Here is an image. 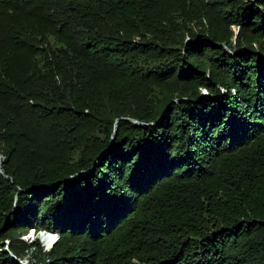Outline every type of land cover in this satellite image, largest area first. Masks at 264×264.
I'll list each match as a JSON object with an SVG mask.
<instances>
[{
	"label": "trees",
	"instance_id": "1",
	"mask_svg": "<svg viewBox=\"0 0 264 264\" xmlns=\"http://www.w3.org/2000/svg\"><path fill=\"white\" fill-rule=\"evenodd\" d=\"M51 228L47 249L19 238ZM18 259L264 264V0H0Z\"/></svg>",
	"mask_w": 264,
	"mask_h": 264
},
{
	"label": "rangeland",
	"instance_id": "2",
	"mask_svg": "<svg viewBox=\"0 0 264 264\" xmlns=\"http://www.w3.org/2000/svg\"><path fill=\"white\" fill-rule=\"evenodd\" d=\"M234 28V27H233ZM206 91H205V89H201V93H205ZM174 99V98H173ZM39 233H40V230L39 231H37V232H35V233H32V235L29 233V231H28V233H21V234H19V238L21 239V240H23L25 243H29V241L31 240V239H33L34 237H36L37 238V240L39 241V243L41 244V246H42V248L43 249H47V248H49V246H45L44 244H43V241H42V238H41V235H42V233L39 235ZM44 233V232H43ZM20 260V263L21 264H24L25 262H26V259H19Z\"/></svg>",
	"mask_w": 264,
	"mask_h": 264
},
{
	"label": "water",
	"instance_id": "3",
	"mask_svg": "<svg viewBox=\"0 0 264 264\" xmlns=\"http://www.w3.org/2000/svg\"><path fill=\"white\" fill-rule=\"evenodd\" d=\"M179 98H174V99H171V100H178ZM124 118H127V119H129V120H131L132 122H134V123H137V124H145V122H141V121H138L137 119H135V118H131V117H124ZM116 122V119L114 120V123H113V130L112 131H114V129H115V123ZM111 141H112V138H111ZM83 172V171H82ZM77 174V173H76ZM75 174V175H76ZM66 179V178H65ZM21 190H23V189H21ZM43 231H45V232H51L52 233V240H51V242H50V244H49V246L53 243V241L56 239V237H57V235H56V232H55V229L54 228H51V230H49V231H46V230H40V233H42ZM39 233V234H40ZM46 246V245H45ZM4 248L5 249H7V245H5L4 246ZM19 260V259H18ZM20 261V260H19Z\"/></svg>",
	"mask_w": 264,
	"mask_h": 264
},
{
	"label": "bare ground",
	"instance_id": "4",
	"mask_svg": "<svg viewBox=\"0 0 264 264\" xmlns=\"http://www.w3.org/2000/svg\"><path fill=\"white\" fill-rule=\"evenodd\" d=\"M43 232H42V235H41L43 244L46 245V246H49V244H50V242L52 240V233L51 232H45V231H43Z\"/></svg>",
	"mask_w": 264,
	"mask_h": 264
},
{
	"label": "built area",
	"instance_id": "5",
	"mask_svg": "<svg viewBox=\"0 0 264 264\" xmlns=\"http://www.w3.org/2000/svg\"><path fill=\"white\" fill-rule=\"evenodd\" d=\"M29 233L32 235V231L31 230H29Z\"/></svg>",
	"mask_w": 264,
	"mask_h": 264
}]
</instances>
